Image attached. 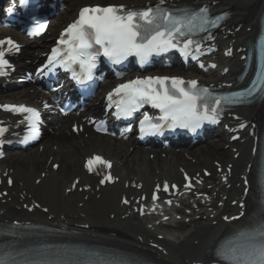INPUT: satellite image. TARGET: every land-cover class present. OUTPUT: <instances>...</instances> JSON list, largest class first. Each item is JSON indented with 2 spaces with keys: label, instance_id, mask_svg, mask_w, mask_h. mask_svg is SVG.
<instances>
[{
  "label": "bare ground",
  "instance_id": "obj_1",
  "mask_svg": "<svg viewBox=\"0 0 264 264\" xmlns=\"http://www.w3.org/2000/svg\"><path fill=\"white\" fill-rule=\"evenodd\" d=\"M115 1L72 0V12L67 15L66 19H71V16L78 10L80 5H87L90 2L107 3ZM189 1L198 3L216 2V9L226 8L232 10L235 14H239V16L234 17L231 21V25H245V27L233 35L226 33L220 39L223 47L231 45L234 48L235 56L237 49L242 47L243 40L250 39L255 34L256 26L254 25V20L257 17V13L264 6V0ZM138 2L142 3L143 1L138 0ZM247 30H250L249 33ZM37 50L40 51V48ZM238 58L239 56H236L225 61L226 66H230L231 72L239 64ZM241 116L250 121L257 116V112H244ZM227 125L230 127V124ZM222 129L218 132L221 137L217 145L212 146L208 144L186 155L171 152L167 155L166 159H162L160 155L154 153L155 158L153 161L150 160L149 155L144 151L139 152L136 150L131 153L122 144L104 140L91 141L90 139L87 141L82 140L83 144H79V142L59 143L61 140L59 138V140L54 142L55 145L59 146L56 152L47 145L43 153L37 150L29 153H16L7 158L2 165L4 169L14 170L15 187L14 190L10 191L8 197L11 198V202H4L5 199L0 200V220L23 219L26 221L38 220L54 223L63 217L75 231L111 236L143 248H148L145 243L140 242V238L148 241L152 239L155 232L149 231L145 221L137 219L136 216L131 215L123 220V217L128 214V210L122 208L120 205L122 197L125 195H138L136 191L126 190L124 187L125 183L133 181L142 182L144 184V191H148L153 188L156 181L179 180L181 178L180 168L196 174L202 168L215 170L214 162H219L223 167H226L228 164L234 165L231 180L232 188L230 190L224 189L220 184L221 181H214V184L219 183L215 186V190H219L217 193L218 199L215 204H224L223 209L218 210H223L222 214L231 211L233 215L236 209L232 208V202L242 197L243 184L240 176L242 175V171L245 170V166L251 156L250 141L246 140L244 144L236 143L232 146V148L239 149L241 153L240 159L234 160L232 153L228 151L225 154L221 153L223 151L222 146H226L229 141L228 132ZM63 136H65V133L62 134V138ZM245 138L247 139V137ZM93 152L104 153L111 156L117 162L116 174L121 177L119 185L112 189L95 192L94 194H80L76 192L67 196L65 191L70 189L72 182H62L61 179L64 177L70 178V176L75 175V177H82L83 183L91 180L85 178L81 166L85 158ZM51 159H53L52 162L61 164L60 174L53 175L52 178L44 180L39 187L35 186L36 175L41 173V171L45 172L47 170V165ZM239 172L241 173L236 178ZM50 174L52 175L51 172ZM23 188L27 190V194H25V190H20ZM215 192L217 191H212L211 195ZM19 194L23 195L24 199ZM226 196L231 200L225 201ZM33 200L43 205V207L49 208V215L45 216L41 212H35L32 215L25 213L23 206L30 204ZM81 203H84L83 208L79 207ZM212 214L196 215L201 217L200 222H194L196 223L194 228L190 229L184 236H181L183 234H178L184 233L182 231L175 233L179 235L178 237H173L170 228L156 229L158 235L165 234L166 239L162 244L168 251L164 256L159 252L157 254L163 257V261L169 264H193L194 262L208 264L210 259L208 253L213 250L216 243L224 236L225 228L220 222L216 227L213 226L216 218L211 219L210 216ZM112 215L114 216L113 219ZM50 217L52 218L51 221L49 220ZM87 226L90 227L89 230L81 229Z\"/></svg>",
  "mask_w": 264,
  "mask_h": 264
},
{
  "label": "snow or ice",
  "instance_id": "obj_2",
  "mask_svg": "<svg viewBox=\"0 0 264 264\" xmlns=\"http://www.w3.org/2000/svg\"><path fill=\"white\" fill-rule=\"evenodd\" d=\"M163 4L164 0H159L156 6L142 9L128 8L125 5H96L81 8L78 18L61 34L59 46L52 50L48 64L53 66L60 64L66 69H73V66L78 65L81 74L75 78L83 83L85 79L93 78L100 56L106 57L114 64L123 63L132 56L144 63L153 55L171 49H178L185 56H189L193 50L200 51L199 42L192 37L198 32L208 31L209 27L216 26L227 16L225 13L213 19L209 15L207 6L199 9L198 12H190L186 9L173 12L161 7ZM47 27L48 21L36 20L32 34L40 35ZM19 50L20 45L12 38L0 39V77L5 76L7 69L11 68L9 60L6 59V52ZM211 66L216 67L215 64ZM259 84L264 85V78L260 79ZM256 91L264 92V87L254 86L246 92L235 93L232 96H214L209 88L201 86L196 79L185 80L180 76H147L137 77L118 85L108 94V100L113 101L114 97H118L119 99L114 101L117 115L126 117L132 116L145 104L159 109L162 115L158 122H154L147 113L144 114L143 119L140 120V131L144 134L163 135L165 128L187 129L195 133L205 123L216 124L219 122L222 103H240ZM0 107L23 116L20 123H27L29 134L24 137L22 143L39 137L41 117L36 108L23 104H4ZM7 131V127L0 126V148L6 143L4 136ZM0 156H3L2 151ZM98 165L109 169L112 167L110 161L100 156L90 158L86 167L89 172H95ZM115 179L109 173L101 183L115 182ZM185 180L188 181L185 187L190 189L192 182L186 173ZM8 184H12L11 179L8 180ZM171 187L175 189L177 186L173 184ZM159 190L160 186L157 185L156 192L151 196L153 201L159 199L156 194ZM163 191L169 192L167 182L164 183ZM123 203L128 204L129 201L125 199ZM167 203L171 205L172 201L168 200ZM44 211L48 210L44 209ZM140 211L143 214V209ZM229 219H237V217H224L226 221ZM251 240L253 242L248 247L232 246L219 250L217 255L228 264H264V233H261L259 238L251 237ZM0 264L3 262L0 261ZM29 264H51V262L32 261Z\"/></svg>",
  "mask_w": 264,
  "mask_h": 264
}]
</instances>
